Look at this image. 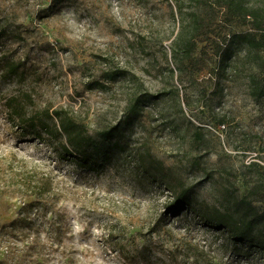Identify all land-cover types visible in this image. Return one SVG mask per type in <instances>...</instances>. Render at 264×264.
Listing matches in <instances>:
<instances>
[{
  "label": "rangeland",
  "instance_id": "obj_1",
  "mask_svg": "<svg viewBox=\"0 0 264 264\" xmlns=\"http://www.w3.org/2000/svg\"><path fill=\"white\" fill-rule=\"evenodd\" d=\"M215 1L0 0V58L23 64L15 77L0 74V264H264L190 213L165 214L171 192L134 168L148 152L167 183L220 211L253 185L264 190V49L233 38L249 27L236 20L190 54L182 48L190 13ZM118 69L126 75L104 77ZM18 92L35 109L74 112L95 138L118 124L119 146L98 171L57 159L9 124L3 101ZM138 94L140 111L128 117ZM23 174L49 180L26 223L18 213L38 199L17 186ZM254 204L264 212V201ZM254 232L264 237V219Z\"/></svg>",
  "mask_w": 264,
  "mask_h": 264
},
{
  "label": "trees",
  "instance_id": "obj_2",
  "mask_svg": "<svg viewBox=\"0 0 264 264\" xmlns=\"http://www.w3.org/2000/svg\"><path fill=\"white\" fill-rule=\"evenodd\" d=\"M215 2L216 7L209 3L211 10L205 15L196 11L190 13L192 26L182 44L184 52L190 54L198 41L210 39V35L216 32L218 25H228L235 20L249 27L244 32L233 34V38L254 51H262L264 49V7L251 6L243 0H216ZM4 34L5 28L0 27V38ZM22 65L21 60L2 57L0 58V74L2 77H15L21 73ZM125 75V70L118 69L106 72L104 77L115 79ZM260 91H264L263 88H260ZM144 99L141 94H138L130 100L127 109L128 117L140 111V104ZM3 108L9 124L20 136L32 135L46 142L57 159L65 160L77 168L100 170L110 159L111 150L119 146V142H112L120 132L118 124L100 129L97 133L98 138H95L88 132L83 120L67 108L35 109L32 94L29 92H18L5 97ZM134 159V168L139 176L171 192L170 198L163 205L165 214L190 213L191 217L202 226L226 233L228 239L235 242L237 247H242L248 252L257 250L264 255V237L254 232V227L262 223L264 219V212L259 213L254 204V202L264 201V190L260 185L251 186L247 195L233 199L232 208L229 207L224 211L209 209L197 202L190 188L183 184L173 187L167 183L161 163L150 153H137ZM17 186L22 193L34 195L38 199L48 193L49 180L37 176L27 177L23 174ZM34 201L21 207L16 221L28 222L30 213L28 211L38 205L41 207L40 204H42L40 199L37 203Z\"/></svg>",
  "mask_w": 264,
  "mask_h": 264
}]
</instances>
